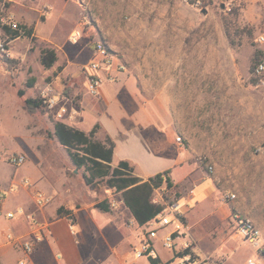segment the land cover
<instances>
[{"label": "rangeland", "instance_id": "374dc122", "mask_svg": "<svg viewBox=\"0 0 264 264\" xmlns=\"http://www.w3.org/2000/svg\"><path fill=\"white\" fill-rule=\"evenodd\" d=\"M0 2L17 23L34 27L32 37L22 34L15 38L10 56L0 51L3 208L16 206L24 199L30 208L35 207L34 187L17 184L28 178L36 186V178L42 181L47 176L59 189L63 188L61 193L67 192L66 199L74 202L75 224L80 208H97L96 204L104 200L116 201L113 211L125 216L119 194L104 181L87 184L85 168L73 164L54 133L56 121L76 122L67 118V110L58 114L61 104L76 114L83 99L95 97L87 90L86 66L94 58V43L102 40L111 56V71L104 74L101 87L107 88V81L131 78L145 101L164 106L190 133L188 139L182 137L184 148L189 149L191 166L206 177L191 186L186 183L187 193L178 199L175 210L181 215L189 212L190 231L200 252L212 256L218 264H248L250 258L256 264H264V247L261 251L235 234L237 219L249 217L260 226L264 242V74H253L258 61L255 54L264 56V44L257 42L264 33V0ZM204 8L207 13L202 12ZM76 29H81L83 36L72 43L69 36ZM44 48L57 52V61L50 68L41 63ZM31 78H35V83L29 87ZM20 89L24 90L22 96L18 94ZM51 96L58 99L54 108L43 102L36 112L27 110L26 98ZM83 117L86 127L99 118L93 111L84 112ZM157 129L158 142L170 141L175 150L176 131ZM19 154L26 161L15 166L10 158ZM173 173L177 178L182 172L180 169ZM36 187L47 191L42 184ZM166 192L165 186L157 188L154 201L163 203ZM213 193L218 208L227 212L219 223L214 215L215 201L209 199ZM228 194H235V198H228ZM98 213L102 220L106 218ZM171 229L172 226L159 229L154 242L157 244ZM74 230L78 232L79 227L75 225ZM136 235L143 237L139 230ZM131 242L138 245L140 240ZM16 249L19 250L12 253V262L17 264L26 258L28 264L24 252ZM51 253L53 262L64 261L57 259L62 257L58 246H53ZM128 261L151 264L133 252Z\"/></svg>", "mask_w": 264, "mask_h": 264}, {"label": "crops", "instance_id": "0c3cea01", "mask_svg": "<svg viewBox=\"0 0 264 264\" xmlns=\"http://www.w3.org/2000/svg\"><path fill=\"white\" fill-rule=\"evenodd\" d=\"M105 85H107V88L106 86L101 87L98 97L95 96L90 100L83 99L76 114L70 111L66 105H60V108L64 107L65 111H68L67 118L76 121L75 124L68 123L69 125L88 133L96 124H99L96 139L104 142L108 136L115 144L112 165L116 166L121 160H125L134 167V175L144 180L165 170H170L169 175L174 183H189L191 186L192 183L204 180L206 176H201L191 166L190 152L189 149L184 148L183 140L182 142L176 140L175 150L173 149L174 144L170 141L159 140L160 142H158L159 130L157 128L175 130L177 133L176 138L180 136L188 139L190 133L181 120H178L174 115L171 117L165 111L164 106L160 108L151 101H145L136 82L131 78H124L119 82L107 81ZM86 111H93L96 116H99L90 123L89 127H86L87 123L83 117ZM180 169L182 173L175 178L173 172ZM48 179L47 176L42 181H38L36 178L35 184L36 186L42 184L43 187L47 188L48 192H45L53 198H57V201L52 202V205L50 204L46 208L38 210L35 207L30 208L24 199L16 206H4L5 210L23 208L25 212H34L41 221L48 225L45 239L27 257L28 264H95V261L101 264H128V255L133 252L132 247L135 246L131 241L140 240L142 237L139 238L136 233L139 230L140 235L143 236L146 226L137 223L122 199L121 203L126 208L124 210L126 213L123 212L125 216H122V212L113 211L112 206L110 211L92 207H90L91 210L88 207L80 208L76 213V225L79 230L76 235H73L69 229L67 217L58 215L57 209L60 206H65L72 210L74 202L70 198L66 199L67 192L61 193L63 188L59 189L53 181ZM36 186L33 184L34 188H37ZM109 189L114 191L112 188ZM190 191L191 187L188 192ZM117 193L121 198L120 193ZM1 194L3 193L0 189ZM191 196L195 197L193 193ZM58 199H61L62 202H58ZM209 199L215 201L214 193L210 195ZM214 204V215L218 218L217 223L222 222L226 218L227 212L219 209L216 201ZM3 205L4 200L0 202V207ZM99 211L106 217L104 220L99 215ZM187 214L189 212L182 216L187 222L188 233L183 238H177L176 241L180 245L184 239H188L192 243L195 252L203 256L194 241L196 238L194 239L190 231ZM9 231L16 236H28L30 229L25 217L19 215L12 220L0 218V264H14L12 253L19 250L6 241L5 233ZM158 233L159 230L155 236H152L156 255L163 262L174 261L173 252L163 246L162 238L157 241V244L154 242V238L158 237ZM113 235L118 238L114 239ZM178 240L182 242L179 244ZM53 246L60 248L62 257L58 256L57 259H64V261L53 262L55 260L51 253ZM87 247L88 250H86ZM162 254L166 257H163Z\"/></svg>", "mask_w": 264, "mask_h": 264}, {"label": "built area", "instance_id": "2783aa9c", "mask_svg": "<svg viewBox=\"0 0 264 264\" xmlns=\"http://www.w3.org/2000/svg\"><path fill=\"white\" fill-rule=\"evenodd\" d=\"M8 29H19L18 23L5 12L4 3L0 2V51L3 55H11V46L15 38H11L8 33ZM83 34L81 29L73 30L69 36V41L77 43L81 40ZM257 42L264 44V33H261L257 37ZM94 58H92L86 66V79L87 90L90 94L97 96L100 93L101 86L104 81V74H108L111 70V56L106 47V44L102 40H98L93 45ZM253 74L255 76H261L264 74V56L260 58L256 64ZM43 102L49 107L54 108L58 99L56 96L45 97ZM65 112V108L62 107L58 113L60 116ZM178 142H182L180 136L177 137ZM26 157L24 155H14L10 158V162L15 166H21L25 163ZM211 168V167H210ZM17 186H23L25 188H33V184L28 178H22L21 182ZM13 189V186L10 187ZM33 204L36 209L41 210L50 205L53 201V197L47 192L34 188L33 190ZM228 198H235V194H228ZM4 195H0V202L3 201ZM112 207L117 206V202H110ZM177 202L172 205H167L165 209L154 219L150 220L146 226V232L140 239V243L133 247V253L138 257H145L150 261L151 257L156 256L154 244L152 242V236H155L157 231L161 228L172 226V229L166 233L161 241L164 247L173 252V260L176 264H218V262L212 256L205 254L199 255L195 252L192 243L188 239L178 245L177 238L185 237L188 233V226L183 220V216L179 214L175 209ZM171 214V215H170ZM24 216L29 224V234L26 237L16 236L11 231L5 233V238L8 244L14 247H19L24 254L30 256L36 247L45 239V234L48 229V225L40 220V218L34 212H25L23 208L19 210H5L0 207V218L6 220H12L17 216ZM69 229L73 235L77 232L75 229L74 216L67 217ZM236 236L241 237L244 241H248L258 247L259 250H263L264 242L262 241V231L260 226L249 217L238 218L236 221ZM18 264H27V260L22 258ZM248 264H256L253 259L248 260Z\"/></svg>", "mask_w": 264, "mask_h": 264}, {"label": "trees", "instance_id": "16d2710c", "mask_svg": "<svg viewBox=\"0 0 264 264\" xmlns=\"http://www.w3.org/2000/svg\"><path fill=\"white\" fill-rule=\"evenodd\" d=\"M18 27L20 30L8 29L11 38H17L22 34L33 36V26L18 23ZM257 59L260 60L259 53L255 54V60ZM56 61L57 52L54 48L41 50V63L45 67H52ZM256 64L253 66V70ZM34 83L35 78H31L27 82V86L31 87ZM18 94L24 95V90L20 89ZM42 104L43 98L41 97L25 99L26 108L31 113L36 112ZM98 129L99 124H96L90 132L86 133L60 120L54 124L55 136L59 143L66 147L73 164L77 168H85L86 183L93 184L97 181H104L109 188L119 192L123 203L139 225L147 224L156 218L167 205L174 204L184 195L186 184L174 183L169 175L170 170L157 173L144 180L134 175V167L125 160H121L116 166H113L115 144L108 136L104 142L96 139ZM163 186L166 187L167 192L163 197V203H158L153 199L154 191ZM96 207L104 211L111 210V204L105 200L98 202ZM57 213L66 217L73 215L72 210L65 206H60ZM150 263L169 264L170 262H163L156 255L150 258Z\"/></svg>", "mask_w": 264, "mask_h": 264}, {"label": "water", "instance_id": "95a60500", "mask_svg": "<svg viewBox=\"0 0 264 264\" xmlns=\"http://www.w3.org/2000/svg\"><path fill=\"white\" fill-rule=\"evenodd\" d=\"M207 11H208V10H207L206 8L202 9V12H203V13H207Z\"/></svg>", "mask_w": 264, "mask_h": 264}]
</instances>
